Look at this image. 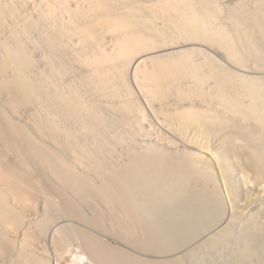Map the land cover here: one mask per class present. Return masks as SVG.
I'll list each match as a JSON object with an SVG mask.
<instances>
[{
	"label": "bare ground",
	"instance_id": "bare-ground-1",
	"mask_svg": "<svg viewBox=\"0 0 264 264\" xmlns=\"http://www.w3.org/2000/svg\"><path fill=\"white\" fill-rule=\"evenodd\" d=\"M252 1L0 0V264H264Z\"/></svg>",
	"mask_w": 264,
	"mask_h": 264
},
{
	"label": "rangeland",
	"instance_id": "rangeland-1",
	"mask_svg": "<svg viewBox=\"0 0 264 264\" xmlns=\"http://www.w3.org/2000/svg\"><path fill=\"white\" fill-rule=\"evenodd\" d=\"M250 1V0H249ZM255 3L254 1H252L251 0V3ZM252 5V7L253 8H255V4H254V6H253V4H251ZM212 53H214V51H212ZM126 126H130V124H126ZM131 133L132 132H130L129 134L131 135ZM154 135V134H153ZM131 137H135L134 135H133V133H132V136ZM245 191V190H244ZM41 244L40 245H38L39 247V251L41 252V250H43V247H44V245H46L45 243H44V241H41L40 242ZM40 247H42V249L40 248ZM47 251H49V255L51 256V258H53V260L51 261V260H49L50 261V264H60V263H58V262H56V260H55V258L56 257H53L54 256V253H53V250H52V248H49ZM72 257L71 256H67L66 258H64V259H62V260H57V261H60L61 262V264H70L71 262H72Z\"/></svg>",
	"mask_w": 264,
	"mask_h": 264
}]
</instances>
